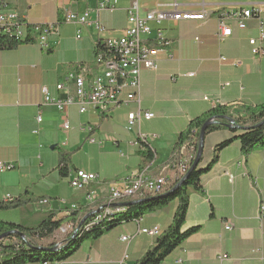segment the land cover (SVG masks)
Segmentation results:
<instances>
[{"label":"crops","instance_id":"obj_1","mask_svg":"<svg viewBox=\"0 0 264 264\" xmlns=\"http://www.w3.org/2000/svg\"><path fill=\"white\" fill-rule=\"evenodd\" d=\"M99 1L8 0L27 22L60 23V30L51 37L48 49L36 43H20L0 50V163L12 167L0 172V201L6 196L23 201L17 208L0 212V219L35 227L47 213L54 212L55 219H61L75 212L77 225L92 216L97 205H104L113 182L140 172L167 176L169 189L178 178L175 182V171L167 163L172 157L175 161L191 156L190 149H184L182 155L172 153L194 118L221 107L234 119L244 115L246 108L264 104V54L255 56L249 42L258 39L261 26L264 28V0H179L182 10H204L207 18L167 19L163 23L168 45L159 55L157 69L142 67L140 104L132 101L105 116L92 111L80 114L77 105L59 111L45 104L44 87L54 98L74 96V84L67 80L71 72L83 75L87 84L103 73L96 62L98 44L121 34L131 1L118 0L114 11H91V24L64 22L66 12L83 15L95 9ZM169 2L142 0L141 13ZM245 9L255 10L246 21L247 28L241 30L236 19H228L232 35L220 42L217 32L221 14ZM97 20L104 31L93 26ZM234 61L240 65L233 66ZM62 82L65 89L59 91L57 85ZM139 108L155 114L140 125L143 133L157 135L150 143L151 155L143 156L131 145L139 128L127 130L128 114ZM40 111L41 124L37 122ZM224 116H218L224 128L205 135L198 169L211 163L219 143L251 126L245 123L234 129ZM66 120L71 125L68 131L62 128ZM87 124L95 127L100 142H88ZM63 153H69L72 162L68 176L60 172ZM78 169L98 178L84 189H75L70 180ZM93 191L95 202L89 199ZM189 196L183 228L196 227L197 231L162 264H264V218L257 217L264 202V147L245 156L235 140L219 152L217 162L201 175L199 188L189 189ZM127 203L116 205L125 207L123 212ZM177 206L174 202L140 220L125 222L97 240L85 241L71 259L47 264H136L156 243L155 236L139 230L159 226L163 233L172 223ZM226 223L233 225L231 230L225 229ZM69 235L75 237V231L68 233L63 243ZM123 236L131 240L126 242ZM55 238L46 242L50 245ZM55 242L56 246L61 244Z\"/></svg>","mask_w":264,"mask_h":264},{"label":"built area","instance_id":"obj_2","mask_svg":"<svg viewBox=\"0 0 264 264\" xmlns=\"http://www.w3.org/2000/svg\"><path fill=\"white\" fill-rule=\"evenodd\" d=\"M131 3L127 9V25L116 37H111L102 42V49H97L96 62L103 67V73L95 75L87 84L83 75L71 72L67 77L68 81L74 84V96L65 98L52 97L47 88H43L45 94V104L54 105L59 111H65L71 105H77L80 114H87L91 111L101 116L108 115L111 111L125 105H129L132 101L140 104L141 94V70L142 67L157 69L160 60V54L168 45V41L163 32V23L167 19L180 20H206L207 15L202 12L184 11L180 7L179 0H170L169 3H160L157 8L149 9L141 13L143 6L142 0H130ZM118 0H100L95 9H89L83 15L73 12H66L64 16L65 23L91 24L88 16L91 11L97 13L101 11H114L117 9ZM166 5L167 8H162ZM254 9H245L236 13H223L218 18L217 37L222 42L226 37L232 35V28L228 25L227 20L234 18L238 22L241 30L247 28V19L253 17ZM99 31L105 28L95 21L92 23ZM60 23H39L33 24L22 19L18 12L11 8L8 0H0V50L8 47V41H16L17 43H36L43 49H48L49 41L52 36L59 34ZM78 37H80L78 35ZM252 52L255 56L264 54V28H260V36L258 39H250ZM223 61L226 57H221ZM233 66H239L238 61L232 63ZM59 91L65 89L64 82L57 85ZM155 117L151 111H143L139 108L128 114L127 130L132 132L138 127L137 137L131 141V145L139 150H151L150 143L157 135L146 134L140 129L143 120L149 121ZM43 115L40 111L37 116V122L41 124ZM62 128L64 131L71 129V125L66 120ZM88 132L87 140L90 143L100 142L95 136V127L91 124L86 125ZM189 149H193L190 147ZM191 156L188 158L181 157L176 159L170 165L175 171L177 178L184 176V168L189 166ZM11 165L0 163V172L11 169ZM233 179V175H230ZM98 175L86 172L84 170H76L70 180V184L75 189H84L89 183L95 181ZM167 176L157 175L151 176L146 173H138L131 178H125L117 182H113L110 186L109 197L104 205H97L93 212V220L96 217L106 215L110 209L125 208L117 206L116 203L125 201H139L140 198L146 197L147 194H156L164 191L168 186ZM172 184L171 186H173ZM11 196H6L4 201ZM92 202L96 201V192L89 194ZM70 214V213H69ZM258 219L264 218V202L260 204L258 211ZM92 220V221H93ZM140 220V219H139ZM233 225L226 223L225 229L231 230ZM80 228L73 222H67L61 227L60 232L64 234L63 240L66 239L68 233H73ZM139 233L148 234L158 237L161 235L159 226L152 228L140 229ZM126 242L131 240L129 236H123ZM181 262V260L179 261ZM47 264V263H46Z\"/></svg>","mask_w":264,"mask_h":264},{"label":"trees","instance_id":"obj_3","mask_svg":"<svg viewBox=\"0 0 264 264\" xmlns=\"http://www.w3.org/2000/svg\"><path fill=\"white\" fill-rule=\"evenodd\" d=\"M20 43L16 41H8L7 48H14ZM102 42L98 44V49H102ZM227 110L221 107H215L211 111L194 118L187 129L182 132L180 138L173 149V153L178 152L182 155L184 149L193 147L191 153V160L189 162V168L193 165V162L197 156L199 148L200 130L205 122L220 115H227ZM248 118L245 120V115ZM264 120V104L257 107H248L245 109L244 115H240L234 118L235 126H243L245 123L251 124L250 128L241 134L234 136L219 143L216 147V152L211 163L206 168H196L189 176L181 183L170 186L165 192L150 196L145 199H139V202H133L127 205L125 211L121 212L115 210L114 213L103 215L100 219L93 220L94 216H90L85 219L84 222H80V227L75 237L69 236L66 241L60 246V248L54 252L43 251L38 248L39 245L33 242L34 238L40 240H49L54 238L57 231L67 222H76V213L72 212L69 215L55 219L56 213L50 212L45 215L42 221L35 227H26L18 223L5 221L0 219V235L11 231L19 230L24 233L26 239H23L19 235L13 234L4 239H0V264H27L32 262H42L44 264L50 262H63L71 259L75 252H77L82 244L87 240H97L108 231L120 226L125 222L133 220H139L143 216L155 213L157 211L168 208L174 202H177V210L173 216L172 223L168 228L156 237V243L154 247L149 249L145 255L136 264H162L177 248H179L185 240L197 231L196 227L184 230L186 222L187 211L189 206V189L199 188V180L203 173L210 170L212 165L217 162L219 152L237 140L239 142L242 153L245 156H249L254 150L264 147V124L256 126ZM224 122H218L211 124L207 127L206 134L221 130L224 128ZM236 127H234L235 129ZM142 155H151L149 150H142ZM173 158V157H172ZM172 158L168 161L167 165L172 161ZM201 159V158H200ZM72 169V162L69 153H63L60 160V172L63 176H68ZM186 173V174H187ZM185 174V175H186ZM184 175V176H185ZM184 178V177H183ZM182 177L179 179L182 180ZM179 184V185H178ZM23 201L11 200L0 201V212L9 209L17 208ZM132 202V201H129ZM93 220V221H92ZM55 243H51L47 247H55ZM43 247V246H42Z\"/></svg>","mask_w":264,"mask_h":264},{"label":"water","instance_id":"obj_4","mask_svg":"<svg viewBox=\"0 0 264 264\" xmlns=\"http://www.w3.org/2000/svg\"><path fill=\"white\" fill-rule=\"evenodd\" d=\"M225 119H227L234 127H238V128H241L240 126H235L234 123V119L233 118H230V117H227V116H224ZM218 117H212L210 119H208L205 124L203 125V127L201 128L200 130V137H199V148H198V153H197V156L193 162V165L190 167L188 173L185 175V177L182 179V181L179 183L181 185V183L189 176V174L194 171L198 164L200 163V158L202 156V152H203V148H204V139H205V135H206V130H207V127L211 124H215V123H218ZM264 124V120L262 122H260L259 124H257L256 126H261ZM228 127H230V124H226ZM250 127H247V129H249ZM178 184V185H179ZM133 202H139V201H132V202H129L127 204H131ZM85 221V220H84ZM82 221V222H84ZM13 234H16V235H19L20 237H22L23 239H26L25 235L23 232L15 229V230H11V231H8V232H5L3 234L0 235V239H4L8 236H11ZM38 248L42 249L43 251H48V252H51V253H54L56 252L60 247L59 246H55V247H45V246H39Z\"/></svg>","mask_w":264,"mask_h":264},{"label":"rangeland","instance_id":"obj_5","mask_svg":"<svg viewBox=\"0 0 264 264\" xmlns=\"http://www.w3.org/2000/svg\"><path fill=\"white\" fill-rule=\"evenodd\" d=\"M187 149H189V148H187ZM190 150L192 151V149H190ZM176 155H178V153H177ZM187 157H190V156L187 154V156H185V158H187ZM172 162H173V161L170 162V164H169V168H170V165H171ZM164 176H165V175H164ZM65 224H66V223H65ZM65 224H64V225H65ZM60 230H61V229H60ZM60 230L57 231L56 238H55V240H54V242H53V243H55V244H56L55 241H57V242H61V244L63 243L62 241H63V236H64V234H62V233L60 232ZM69 236H70V235H69ZM69 236H68V237H69ZM46 241H48V240H40V239H38L37 237L33 239V242L36 243V244H38L39 246H45V247H47L49 244H48V242H46ZM61 244H60V245H61ZM60 245H59V246H60Z\"/></svg>","mask_w":264,"mask_h":264},{"label":"bare ground","instance_id":"obj_6","mask_svg":"<svg viewBox=\"0 0 264 264\" xmlns=\"http://www.w3.org/2000/svg\"><path fill=\"white\" fill-rule=\"evenodd\" d=\"M188 168H189V166H187L186 168H184V175L187 173ZM183 177H185V176H183ZM183 177H182V178H183ZM179 179H180V178H178V183H180V182L182 181V180L179 181ZM166 189H167V188H166ZM166 189H165L164 191L158 192V193H156V194H147L146 197H142V198H140V199H145V198H148V197H150V196H156V195H159V194L165 192ZM7 200H8V201H11V200H13V197H9V198H7ZM119 209H120V208H117V210H119ZM115 210H116V209H110L109 212H107L106 215L114 213ZM100 218H101V216H100V217H97V220L100 219ZM79 229H80V228L76 229V231H75V235H77ZM75 235H74V236H75ZM60 246H61V245H60ZM60 246H59V247H60Z\"/></svg>","mask_w":264,"mask_h":264}]
</instances>
